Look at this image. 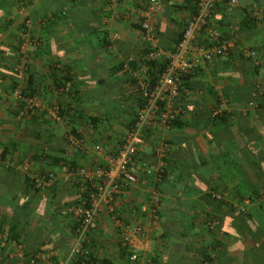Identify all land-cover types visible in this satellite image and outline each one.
<instances>
[{"label": "crops", "instance_id": "crops-1", "mask_svg": "<svg viewBox=\"0 0 264 264\" xmlns=\"http://www.w3.org/2000/svg\"><path fill=\"white\" fill-rule=\"evenodd\" d=\"M149 1L0 0V145L15 162L0 163V264H28L38 252H53L54 263L62 264L71 250L76 222L69 207L80 192L60 163L68 162L70 172L102 164L132 125L142 103L136 72L146 51L141 21ZM197 1L161 0L163 9L149 17L163 50L174 48ZM246 5L217 4L213 24L227 32L254 6ZM249 25L234 34L232 54L189 73L183 116L169 129L148 130L137 162L162 167L163 177L140 170L139 182L104 207L89 236L91 264H130L113 215L144 226L151 264H264V91L258 89L264 62L255 67L238 52L264 50V21ZM33 36L36 45L29 44ZM26 42L22 79L17 67ZM17 87L40 98V107L23 118L12 94ZM220 97L227 109L214 118ZM56 107L60 120L51 115ZM76 130L87 148L70 154L66 137ZM166 140L171 149L157 155ZM24 164L58 178L36 189ZM154 194L160 195L157 216Z\"/></svg>", "mask_w": 264, "mask_h": 264}, {"label": "built area", "instance_id": "built-area-1", "mask_svg": "<svg viewBox=\"0 0 264 264\" xmlns=\"http://www.w3.org/2000/svg\"><path fill=\"white\" fill-rule=\"evenodd\" d=\"M247 0H198L197 9L188 18L183 30L182 38L171 51L163 50L160 45L159 30L150 20L152 14L160 12L163 7L161 0H150L143 12L141 29L143 39L146 42V51L143 56V64L139 72H136L137 86L142 96V103L137 110L133 123L121 140L116 151L107 152L102 164L93 168L81 167L70 172L68 162H61L62 171L72 174L78 184L79 200L69 207L75 218L74 236L67 257L62 264H91L92 251L90 249L89 236L98 226V220L105 206L110 205L117 194L125 187L139 182V172L144 171L150 175L157 173L158 180L163 177V168L153 165H138L139 152L145 142L147 132L156 125L171 128L179 117L186 112L183 104L185 91V75L195 71L203 62L212 61L215 57L229 53L235 47V33L239 30L238 24L231 25L229 37L213 24V9L223 3L229 7L239 5L247 6ZM248 7V15L256 21H264V0L259 5L257 1ZM29 23V22H28ZM30 24V23H29ZM28 24V25H29ZM199 38L205 41L200 42ZM38 38L33 36L29 44L36 45ZM28 42L20 49V61L18 71L22 79L28 69L29 51ZM243 55L252 61L254 65H262L264 62V50L258 51L250 47H242ZM131 62V58H128ZM128 62V63H129ZM258 89L264 91V82L258 85ZM12 94L21 101L17 116L23 118L31 115L40 107V98L31 96L21 87L13 90ZM226 99L218 98L212 110L214 118L224 114ZM250 104H254L250 102ZM51 115L60 120L59 108L56 107ZM69 153H80L87 148L86 140L81 132L74 131L67 135ZM171 149L170 143L163 141L156 148L159 156H164ZM99 152L102 154V150ZM0 163L6 166H14L15 162L6 158L4 148L0 145ZM29 173L30 181L36 189H46L52 186L58 174L54 171L35 170L29 172L28 164L23 166ZM151 210L154 216L158 214L160 195L154 194L151 198ZM244 211V209L242 210ZM112 219L118 231L121 247L126 253L130 264H151V258L145 255L147 249V232L142 224L127 222L117 215ZM219 220L209 223L210 228H215ZM22 248L21 244H18ZM18 256L25 258L23 251ZM28 264H55L53 252H38L27 257Z\"/></svg>", "mask_w": 264, "mask_h": 264}, {"label": "trees", "instance_id": "trees-1", "mask_svg": "<svg viewBox=\"0 0 264 264\" xmlns=\"http://www.w3.org/2000/svg\"><path fill=\"white\" fill-rule=\"evenodd\" d=\"M196 9H197V7H196ZM196 9L194 10V11H196ZM254 21H256V20H254L253 18H251L249 15H248V13H246L245 14V16L242 18V20L241 21H238V22H235V23H233V24H238V26H239V30H241V29H243V28H245V27H250V23H252V22H254ZM233 24H231V25H233ZM185 28V27H184ZM219 28V27H218ZM220 29V28H219ZM184 30V29H183ZM221 30V29H220ZM231 29L229 28L228 29V31L227 32H224V31H222V34L223 35H225L226 33L228 34L229 33V31H230ZM238 30V31H239ZM182 35H183V32L180 34V36H179V39H178V41L182 38ZM177 41V42H178ZM205 41V40H204ZM242 48V47H241ZM241 48L238 50V52L241 54V56H243V57H245L244 55H243V53L241 52ZM251 48V47H250ZM233 49L234 48H232L231 50H229V54H232V52H233ZM256 49V48H255ZM246 58V57H245ZM248 59V58H247ZM255 67H258V66H260V65H254ZM189 76H191V74H188V75H185L184 77H183V79H184V83H185V81L187 80V78L189 77ZM224 114H225V112H224ZM223 114V115H224ZM222 115V116H223ZM222 116H220V117H217V118H221ZM181 117H179L177 120H175V122H174V124L180 119ZM173 124V125H174ZM4 155H5V150H4ZM126 254V253H125ZM106 261H108V259H106V260H104L103 261V264H106Z\"/></svg>", "mask_w": 264, "mask_h": 264}]
</instances>
